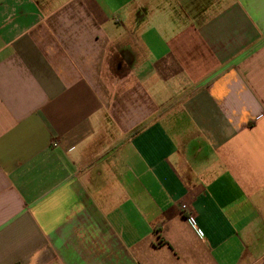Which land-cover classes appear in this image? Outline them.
<instances>
[{"label": "crops", "instance_id": "obj_1", "mask_svg": "<svg viewBox=\"0 0 264 264\" xmlns=\"http://www.w3.org/2000/svg\"><path fill=\"white\" fill-rule=\"evenodd\" d=\"M0 264H264V0H0Z\"/></svg>", "mask_w": 264, "mask_h": 264}, {"label": "built area", "instance_id": "obj_2", "mask_svg": "<svg viewBox=\"0 0 264 264\" xmlns=\"http://www.w3.org/2000/svg\"><path fill=\"white\" fill-rule=\"evenodd\" d=\"M54 143H55V142H54ZM186 207H187V206H186L185 203H182V204H181V213L187 217L188 221H189L193 226L196 227L195 222H194V219H193V216H192L190 213H188ZM196 228H197V227H196Z\"/></svg>", "mask_w": 264, "mask_h": 264}]
</instances>
